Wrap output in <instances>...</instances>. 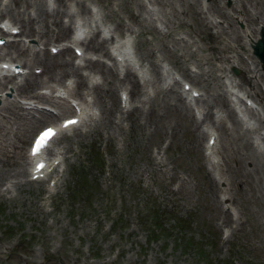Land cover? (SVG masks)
Returning <instances> with one entry per match:
<instances>
[{
    "label": "rangeland",
    "instance_id": "1",
    "mask_svg": "<svg viewBox=\"0 0 264 264\" xmlns=\"http://www.w3.org/2000/svg\"><path fill=\"white\" fill-rule=\"evenodd\" d=\"M77 1H92L102 8L103 15L108 12L106 18L117 32L126 30L130 35L132 31L145 29L146 24L150 23L153 28L145 30H151V33L144 32L134 38L135 47L138 40L137 53L149 62L156 53L157 58L165 61L173 72L198 84L199 89L204 90V95L196 102L203 113L193 116L186 101H183V94H179L182 93L179 83L166 86L168 83L159 81L155 84L159 73L156 74L154 68L161 71L155 61L149 64L153 80L149 79L150 82L143 85L144 93L142 91L139 96L136 93L140 84L137 77L129 73V66L125 67L124 76H121L123 70L120 75L118 72L112 73V77L107 79L109 87L105 84V88L100 85L97 89V93L101 92L103 104L96 103L97 95L91 89L97 83L89 85L98 115L96 119L88 121L82 127L84 129L73 130L67 143L73 141L78 133L88 132L89 135L68 144L65 136H62L54 143V151L58 148L61 154L72 151V156L64 160L55 185L50 186L47 181L27 182L29 179L25 175H14L13 166L23 161L17 158L10 161L0 149V264H226L229 258L236 264H264V140L258 138L256 131H249L247 124H236L228 116L225 109L228 96L221 99L220 94L217 98L219 91H222V78L215 75L220 73L219 70H214L216 65H225L223 74L241 83L242 89L258 105L260 115L264 116V72L260 65L258 71H251L248 62L238 60L236 53L238 51L249 58L250 63L255 60L247 41L252 36L258 37L260 25L264 24V0H243L241 4L240 0H161V3L143 0L145 4L141 8L138 0H46L47 5L52 4L46 6L49 14L42 0H0L3 8L0 18H8L12 24L21 27L22 32L16 38L26 39L28 45L27 48L22 42L27 48V52L22 53L15 50L16 46L12 50L7 43L0 47L10 59L25 66L28 73L9 80V86L29 85L33 89L31 93L46 94L43 91L48 90L47 83H61L67 76L72 84L78 79L71 70L75 63L83 64L80 71L85 77L93 73L95 80H106L89 66V61L99 59L103 68L107 65L110 67L108 48V54L100 51L94 53L88 49V41L83 42V56L76 57L74 63L72 58L69 59L76 55L72 49L75 46L73 43L58 53L51 52V46L69 43L73 14L68 11V17L64 15V10L67 6L70 8L71 3L75 5L73 9L76 7L77 14L80 13L82 10ZM213 1L219 12L212 8L207 12L206 8ZM234 4H240L241 9L234 12L232 18L227 11L233 13L231 6ZM197 5L204 12L202 15H205L209 27L214 20L217 23L211 33L202 24L200 14L193 9ZM131 9L138 13V17H131ZM221 10L225 13L221 14ZM83 16L88 23L94 21V18H90L92 14L86 16L84 12ZM54 17H59L61 23L55 22ZM177 18L182 26L175 29L172 25ZM226 19L233 26H227ZM31 25L35 31L30 29ZM167 27L172 28L171 34L163 36L158 29ZM219 27L226 30V33H221V40L215 33ZM99 29L95 27L98 34H94L91 43L104 40L99 36ZM236 30L239 35L242 34L241 46L234 38ZM180 35H185L186 41H180ZM200 37H203L202 41ZM204 40L220 47H226L227 43L233 45L235 50L227 52L231 60L216 59L215 66L203 62L200 68L189 53L192 49L198 56L205 54L208 57L210 51L197 46ZM150 46L155 52L149 54L146 48ZM219 51L220 54L226 53ZM61 61H66L63 70L59 68ZM46 64L51 65L50 71L44 70ZM35 68L40 71H34ZM233 68L237 69V73ZM200 71L206 80L198 77ZM32 73L42 81L36 83L32 80L33 76L30 79L29 74ZM249 75L253 76L252 80L248 78ZM206 81H210L209 86H206ZM80 87L75 81V85L67 89L71 96L78 95L84 102ZM122 87L136 94L131 95L132 106L129 109L121 108L118 100L116 89ZM6 90L10 93L9 88ZM5 95L9 99L12 97L11 94ZM17 97H24L20 102H26L28 100L25 98H29L24 95ZM5 98L0 99V106L6 102ZM202 100L209 101V106ZM45 102L36 99L35 103L42 105ZM211 104L213 113L209 108ZM107 107L109 113L105 110ZM215 107L224 116L223 127L217 122L221 120L213 111ZM206 111L211 113V118H208ZM4 113L0 110V138L7 147L13 142L23 152H26L33 129L50 123L51 119L43 123L37 120V126L32 131L26 134L17 132L15 136L3 117ZM235 113L238 116L236 110ZM261 116H255L257 120L251 117L255 125L259 124L256 127L258 132L264 128V117ZM209 126L217 127V169L204 153L208 136L204 129ZM66 144L67 148L69 145L73 150L68 151ZM96 148L102 154L100 165L93 161V152H99ZM24 165L28 171V165ZM222 193L230 195L231 199L226 200ZM227 207L231 210L229 216ZM177 220L183 222L179 225ZM159 227L163 228L161 232L164 236L155 235L149 240L150 236L146 234L158 233ZM179 227L187 229L184 232L191 237V243L185 241L186 236L180 235ZM176 238L181 239L180 244H177Z\"/></svg>",
    "mask_w": 264,
    "mask_h": 264
},
{
    "label": "bare ground",
    "instance_id": "2",
    "mask_svg": "<svg viewBox=\"0 0 264 264\" xmlns=\"http://www.w3.org/2000/svg\"><path fill=\"white\" fill-rule=\"evenodd\" d=\"M58 1H60V0H58ZM148 1H150L151 3H161V0H148ZM23 2V1H22ZM43 2V3H42ZM42 4H44L45 5V9H46V13L47 14H49L50 13V11L47 9V7H46V0H42ZM64 2V1H63ZM110 2V1H109ZM243 2V0H240V4ZM40 3V4H41ZM78 5H80L81 6V10L82 11H86L85 9H86V6L84 5V3H83V1H77L76 2ZM213 3H214V1L213 2H211L210 4H209V6L206 8V10L207 9H209V8H212V9H214V10H216V11H218L215 7H214V5H213ZM110 4V3H109ZM198 4H199V2H198ZM240 4H234V5H232L231 6V9H232V11H233V13H231L230 11H227V13L229 14V16L230 17H232V18H234V12L235 13H237L238 11H239V9H241L240 7H239V5ZM12 5V4H11ZM10 5V6H11ZM37 5H39L38 3H37ZM36 5V6H37ZM138 5H139V7L141 8V7H144V2L142 1V0H138ZM191 5V4H190ZM200 5V4H199ZM199 5H197L195 8H193L194 10H195V12H196V14H200V18H201V20L203 21V25L208 29V32H210L211 33V30H212V28L213 27H217V23L215 24V20L212 22V25L209 27L208 25H207V22H206V20H205V15H202V9L199 7ZM9 6V7H10ZM42 6V5H41ZM195 6V5H194ZM218 6H220L221 8H223L222 6H221V4H218ZM6 7V6H5ZM8 7V6H7ZM14 8V7H13ZM38 8V7H37ZM36 8V9H37ZM44 9V10H45ZM110 9V8H109ZM189 9V8H188ZM204 9V8H203ZM41 10V9H40ZM56 10H58V8L56 9ZM192 10V9H191ZM213 10V11H214ZM245 10H246V8H245ZM14 11H16V10H14ZM22 11V10H21ZM38 11V10H37ZM68 11H72V10H70V9H66V10H64V12H65V14L68 16L69 14H68ZM98 11L100 12V10H99V8H98ZM209 11H211V10H209ZM215 11V12H216ZM248 11V10H247ZM5 12V11H4ZM8 12H9V10H8ZM12 12V11H11ZM17 12V11H16ZM207 12H208V10H207ZM212 12V11H211ZM219 12V11H218ZM1 13V12H0ZM19 13V12H18ZM74 13V10L72 11V14ZM101 13V12H100ZM151 13V12H150ZM217 13V12H216ZM225 13V11H223V10H221V14H224ZM53 14V13H52ZM64 14V15H65ZM195 14V13H194ZM203 14H204V12H203ZM208 14V13H207ZM211 14V13H210ZM218 14V13H217ZM17 15V14H16ZM24 15H26L25 13H24ZM130 15H131V17L133 18L134 16L135 17H138V13H135L132 9L130 10ZM209 15V14H208ZM212 15V14H211ZM216 15V14H215ZM61 16V15H60ZM107 16V15H106ZM110 16V15H109ZM152 16V15H151ZM150 16V17H151ZM199 16V15H198ZM23 16H21V18H22ZM134 17V18H135ZM153 17V16H152ZM151 17V18H152ZM212 17V16H211ZM236 17L238 18V14H236ZM19 19V18H18ZM33 19V18H32ZM110 19V18H109ZM172 19V18H171ZM22 20V19H21ZM55 22H60V19H59V17H54V19H53ZM82 20V22H83V25H85V23H87L88 24V21H86L85 19H81ZM169 20V19H168ZM94 21H97L95 18H94ZM138 21V20H137ZM166 21V20H165ZM173 21V20H172ZM226 21H227V19H226ZM31 22V21H30ZM168 22V21H167ZM22 23H23V21H22ZM61 23V22H60ZM137 23V22H136ZM140 23V22H139ZM162 23H164V22H162ZM184 23V22H183ZM32 24V23H31ZM169 24V23H168ZM5 25V27L7 26L6 24H4ZM104 26H103V29L105 30V31H107V32H110L111 31V35H112V37L113 36H116V34H114V32H117V31H115V29H113V28H110V26H108V25H105V24H103ZM144 25V24H143ZM81 26H82V24H81ZM153 26H155V25H153ZM173 28H178L179 26L181 27L182 26V22H181V20L179 19V18H177V21L176 22H174L173 23ZM227 26H233V24H232V22H230V20H228L227 21ZM262 26H264V24H262L261 25V27ZM64 27H66V26H64ZM83 27V26H82ZM97 27V26H96ZM128 27L129 28H132L130 25H128ZM150 27L152 28V26H150V23L149 24H146V28L145 29H150ZM143 28V27H142ZM30 29L32 30V31H35V27H33V25H31V27H30ZM78 29H80V27L78 28ZM219 29V30H218ZM30 30V31H31ZM100 30V29H99ZM253 30V29H252ZM158 31L159 32H161L162 34H163V36H166V35H170L171 34V31H172V28L171 27H167L166 29L164 28V30H162V29H158ZM100 32H101V30H100ZM175 32V31H174ZM98 34V30H95L94 29V31H93V34H92V36L90 37V39L89 40H87L88 41V49H90L91 51H100L101 53H107L108 54V52H107V47L105 46V45H103V43L105 44V39L106 38H104V37H102V39H104V40H102V44L101 43H91L92 41H91V38L94 36V34ZM187 33V35H188V31L186 32ZM215 33H216V35H217V38H219L220 40L222 39V36H221V33H226V30L224 29V28H221V27H219V28H217V30L215 31ZM251 33H253V32H251ZM114 34V35H113ZM240 33H238V30H236L235 31V36H234V38H235V41L241 46L242 45V42H241V35H239ZM200 35V34H199ZM226 35V34H225ZM244 35V34H243ZM162 36V37H163ZM230 36V35H229ZM119 37H122V39H124L126 36H119ZM127 37H129V36H127ZM177 37V36H176ZM192 37V36H191ZM257 37V36H256ZM256 37H250L249 39H248V41H247V44L249 45V48H251L250 46H251V44L256 40ZM173 38V37H172ZM178 38H180V41L181 40H185V38H184V36L183 35H181V36H178ZM225 38V37H224ZM233 38V37H232ZM231 38V39H232ZM127 41H128V43H129V45H130V50H127L126 48H125V40H123L122 42H120V44L119 45H117L116 47H115V51H117L120 55H122V56H124L126 59H128V60H130L132 63H133V65L134 66H136V67H138V71L139 72H141V76L144 74V72H147V68H146V71H145V69H144V66L143 65H141V64H139V61H138V59H137V57L134 55V53H133V51H132V48H131V46H132V44H130L131 42L127 39V38H125ZM201 39H203V37H200V40ZM205 39V38H204ZM186 41V40H185ZM202 41V40H201ZM13 42H15V45L13 46V48L16 46V51H18V53H22V52H24V51H26L27 50V48L24 46V44L23 43H21L20 41H17V40H15V41H13ZM83 43V42H82ZM182 44V43H181ZM187 45H188V43H187ZM186 45V46H187ZM191 45H193V44H191ZM151 48V49H150ZM194 48V47H193ZM198 48H200V49H202V50H204V49H208L210 52H209V56L208 57H206L205 56V54L202 56L201 55V57L200 56H198L197 55V53H196V51H194V50H192L191 49V51H190V53H189V56H193V58L195 59V61L197 62V64L199 63V67L200 68H202V63L203 62H206V63H208V64H210V65H213V66H215L214 65V62H215V60L217 59V61H220L221 59L223 60V61H230L231 60V58H230V56L229 55H227V52L228 51H233V50H235L234 49V46L233 45H231V44H229V43H227V45H226V47H220V46H218V45H216V43H214V42H212V43H208V42H206L205 40H204V43L203 44H201V45H198ZM197 48V49H198ZM215 48H219V50H221L222 52H226V53H223V54H220V51L219 50H217V49H215ZM235 48H237V47H235ZM147 49V52L150 54V53H153L154 51H153V49L154 48H152L151 46L150 47H147L146 48ZM187 49V48H186ZM189 49V48H188ZM196 49V50H197ZM188 51V50H187ZM27 52V51H26ZM199 52V51H198ZM45 53V52H44ZM183 53V52H182ZM236 53L238 54V60L240 59V60H242L243 62L244 61H246V64H247V62H248V66H250V67H248V68H250L251 69V71H258V69H257V67H258V65H260V63H259V60L255 57V60L253 59L252 61H251V63L249 62V60H247V59H249V58H247V57H245L243 54L241 55L238 51H236ZM37 54V53H36ZM35 54V55H36ZM187 54V53H186ZM217 54H219V55H217ZM23 55V54H22ZM24 55H26V53L24 54ZM254 56V55H253ZM109 57H111V59L113 60V58H112V56H111V54L109 53ZM182 57V56H181ZM37 58V57H36ZM72 57H69V59H71ZM45 59V58H44ZM68 59V60H69ZM182 59H184V58H182ZM49 60V59H48ZM27 61V60H26ZM46 61V60H45ZM4 63H7V65H8V67H10L12 64H13V62H9V61H3ZM28 62V61H27ZM34 63H36V62H34ZM46 63V62H45ZM49 63V62H48ZM65 63H66V61L65 62H63V61H61V63H60V67L59 68H63L64 69V65H65ZM47 65H49V64H46L45 65V67H46V69H44L45 71L47 70V71H50V67H51V65L50 66H47ZM58 65V64H57ZM63 67H62V66ZM53 66H55V65H52V67ZM69 66H71V65H69ZM89 66L90 67H92L93 69H96L98 72H100L105 78H107V77H112V73L114 74L115 72H117V69H116V66H115V62H114V60H113V63H112V66H110V67H107V66H105V68H103L102 66H103V63L99 60V59H90V61H89ZM208 67H209V65H208ZM79 68V66L78 65H74V64H72V67H71V70L75 73V75L77 76V80H76V83H77V87H80V86H82V85H85L86 83H87V80L88 79H92L93 77L92 76H90L89 78L88 77H85V76H83V74L80 72V70L78 69ZM204 68H206V66L204 67ZM211 68V67H210ZM62 69V70H63ZM207 69V68H206ZM209 69V68H208ZM216 69H218L219 70V72H222V73H224L226 70V68H225V65H223L222 63L220 64V65H216L215 66V68H214V70H216ZM103 70H105V72L103 71ZM107 70H108V72H107ZM154 70H155V73L157 74V73H159V70L155 67L154 68ZM202 70V69H201ZM6 71L7 72H9L8 71V69H6ZM152 72V71H151ZM213 72V71H212ZM53 73V72H52ZM129 73H133L134 75H135V73L132 71V69L130 70L129 69ZM9 74H11V73H9ZM166 74H169V72H168V70H166ZM212 74V73H211ZM131 75V74H130ZM207 75V74H206ZM215 75L218 77V78H223V80L221 79V84H222V93L220 92L218 95H217V98H219V95L221 94V99H226V94L227 93H229V95H232V96H234L236 99H237V101L239 102V101H243L244 103H246V101H247V99H251V97L249 96V94H247V91L245 90V92H246V94L244 93V92H242L241 91V89L243 88L242 86H241V83L238 81V80H235L233 77H231L230 75H223V76H221V75H217L216 73H215ZM262 74H260V76H261ZM34 78H33V77ZM47 76V75H46ZM49 76V75H48ZM54 76V75H53ZM136 76V75H135ZM201 77V79H204V80H206L205 79V77H204V75H203V72L202 71H200V72H198V77ZM210 76V75H209ZM245 76V75H244ZM31 77H32V80H34L36 83L37 82H40V81H42V80H40L39 79V77H37V76H35V75H33V73L32 74H29V78L31 79ZM251 77L253 78V76H251V75H249L248 76V78L249 79H251ZM50 78V77H49ZM43 79V78H42ZM150 78L148 77L147 79H144L143 80V82H146V81H148ZM248 79V80H249ZM252 80V79H251ZM137 81H138V79H137ZM208 81V80H207ZM206 81V86H209V82H207ZM139 82V81H138ZM256 83H257V81H256ZM175 85V84H174ZM217 85V84H216ZM29 86V85H28ZM28 86H24L23 84H21V85H14V86H12V91H11V98L10 99H7V98H5L6 99V102L2 105V106H0V110L1 111H3V112H6V114L4 113V115H3V117H4V119L10 124V129L12 130V132L13 133H15V136L17 135L16 133L17 132H22L23 134H26L27 132H29L30 130L32 131V129L33 128H35V126H37V123H38V121L37 120H39V123L41 122V123H43V122H47V120L49 119V117H53V119L54 118H65V117H69V116H74V115H78L79 117H80V119H81V123H84V125L85 124H87V121H89L91 118H92V116H93V112L91 111H89V109H88V107H87V104H85L82 100L81 101H78V102H76L75 103V106L77 107V106H79V108H80V110H81V114L79 115V113H78V110H76V108L73 106V105H71L70 104V102L68 101V99H65V97H64V94L62 93V92H60V90L59 89H57V90H54L53 89V92H56V93H53V95H52V97H49V94H47V97L46 96H44L45 94H40V93H35V92H33V93H31L32 92V90L33 89H31V88H29ZM31 87V86H30ZM46 87H49V86H46ZM100 87V85H95V84H93L92 85V87H91V89H92V92L93 93H96V95H97V100H96V103H100V102H102V104H103V99H102V95H101V92H98L97 93V89ZM6 88V86H5V83H1V81H0V89H2V90H4ZM171 88V87H170ZM178 88V87H177ZM66 91V90H65ZM189 90H187V92H188ZM191 91V90H190ZM189 91V92H190ZM89 94H91V92L89 93ZM180 94V93H179ZM264 94V93H263ZM17 95H24V96H27V97H29V98H25V99H27L28 101H26V102H23V101H19V100H17L16 99V96ZM92 96H93V94H91ZM2 96V93H0V97ZM67 96H71L70 95V93H69V90H68V94H67ZM180 96V95H179ZM248 96H249V98H248ZM94 97V96H93ZM24 98V97H23ZM44 98V99H43ZM195 98H197V96L195 97ZM36 99H37V101L38 100H45V101H49L50 102V104H51V106L54 108V112H52L51 111V109L50 108H46V107H44V106H46V105H40V104H36L35 102H36ZM198 99V98H197ZM65 100V101H64ZM216 101H218V100H216ZM202 102H204L207 106H209V104H210V102L209 101H204V100H202ZM30 105H29V104ZM146 103H148V101L146 102ZM97 104V105H98ZM220 104V103H219ZM100 105V104H99ZM189 106V110H191V106H190V104L188 105ZM209 108H211V113H213L212 112V104L210 105V107ZM225 108H226V111H227V113H228V116L230 117V118H232L233 119V121L236 123V124H239L240 122L242 123V120L240 119V118H238V117H236L235 116V114L233 113V107L231 106V104H230V102H228L227 103V105L225 104ZM49 109V111H47ZM105 110H106V112H108L109 113V108L107 107V108H105ZM209 110V109H208ZM51 111V113H47V112H50ZM198 111L199 112H201V110L198 108ZM217 111H219V110H217ZM259 110H253V109H251V108H249L248 109V114H247V120H244V122H246V124H247V128H248V130L249 131H252V132H254V131H256L257 132V129H256V127L259 125V124H256L255 125V122H253V120H252V118L251 117H254L255 118V120H257L256 119V117H260L261 115H260V112H258ZM66 112H69V114H67V115H65V116H62V114H65ZM209 111H206V114H207V116H208V118H211V116H210V114H211ZM37 116V117H36ZM256 116V117H255ZM51 117V118H52ZM218 117H219V120H221V121H217L218 122V124L220 125V126H224V121H223V119H222V116L220 115V114H218ZM261 117H264V116H261ZM4 120V121H5ZM261 120V119H260ZM37 122V123H36ZM60 123V122H59ZM260 123V122H259ZM251 124V125H250ZM262 125L264 126V121L262 120ZM9 129V128H8ZM77 129H80V128H78V126H76L75 128H73L72 129V131L74 130H77ZM261 129H263L264 130V128H261ZM35 129H33V131H34ZM10 131V130H9ZM207 131V130H206ZM259 132H260V130H259ZM215 131H210L209 132V134H208V137L209 136H211V137H213L214 138V140H215ZM30 134V133H29ZM86 134H88V132H81V133H78V134H76V137L74 138V140L73 141H75V140H78L79 138H81V136H83V135H86ZM217 136V135H216ZM18 137V136H17ZM22 137V136H21ZM26 137V136H25ZM3 138H4V136H3ZM13 139H14V137H12ZM258 138H261V139H263L264 140V135L263 134H259L258 133ZM13 139H12V141H13ZM258 140V139H257ZM2 141H4V140H2L1 138H0V149H1V151H3V153L6 155V158L7 157H9V159H10V161H11V159H13V161L14 160H22L23 162L21 163V164H16V165H14L13 167V170H14V175H26V173H27V170H26V168L24 167V163H26L27 162V159H28V154H25L24 152H23V150L21 151V150H19L18 148L19 147H17V145L16 144H13V142H11L10 144H8L9 146L7 147ZM26 141V140H25ZM251 143H253V145L257 148V149H259L258 148V146L257 145H255V143H254V141H251ZM19 146V145H18ZM72 147V146H71ZM71 147L68 145V149L69 150H71ZM206 148L208 149V152L212 155V160H211V163H212V165H215L216 163H217V160L215 159V151H217V146H216V141H215V144L212 146V147H210V144L209 145H207L206 146ZM260 151V150H259ZM213 152V153H212ZM17 158V159H16ZM30 158V157H29ZM209 159V158H208ZM5 162V161H4ZM4 164V163H3ZM5 165H6V163H5ZM219 162L216 164V167L217 168H219ZM2 172V171H1ZM1 178V177H0ZM29 181H30V179H29ZM227 188V187H226ZM227 199H231V196L229 195V196H226V200ZM228 214V216L230 215V212L229 213H227ZM1 250V249H0ZM3 253V252H2ZM30 253V252H29ZM1 257V256H0ZM15 257V256H14ZM24 259V258H23ZM19 261V260H18ZM17 262V261H16ZM34 262V261H33ZM16 264V263H15ZM33 264V263H32Z\"/></svg>",
    "mask_w": 264,
    "mask_h": 264
},
{
    "label": "snow or ice",
    "instance_id": "3",
    "mask_svg": "<svg viewBox=\"0 0 264 264\" xmlns=\"http://www.w3.org/2000/svg\"><path fill=\"white\" fill-rule=\"evenodd\" d=\"M78 121L76 120H68L63 126L65 128L70 127L71 125L77 123ZM57 135L56 130L53 128H48L46 130H44L42 133L39 134V136L37 137V140L35 142L34 145V149H33V154L37 155L39 154L43 148L47 147L48 142L53 139L55 136ZM44 165L41 164L39 165V168H43Z\"/></svg>",
    "mask_w": 264,
    "mask_h": 264
},
{
    "label": "water",
    "instance_id": "4",
    "mask_svg": "<svg viewBox=\"0 0 264 264\" xmlns=\"http://www.w3.org/2000/svg\"><path fill=\"white\" fill-rule=\"evenodd\" d=\"M254 52L257 53L258 57L262 62V67L264 69V28L261 29V37L254 45Z\"/></svg>",
    "mask_w": 264,
    "mask_h": 264
},
{
    "label": "trees",
    "instance_id": "5",
    "mask_svg": "<svg viewBox=\"0 0 264 264\" xmlns=\"http://www.w3.org/2000/svg\"><path fill=\"white\" fill-rule=\"evenodd\" d=\"M177 222H178V224L180 225L183 221L182 220H177ZM161 228L162 227H159V231H158V233H156V234H152V233H149L148 235L150 236V239H152V238H155V235H163L164 236V234H163V232H161ZM163 229V228H162ZM179 232H180V235L182 236V237H185L186 236V232H184V230H187V229H185V228H178L177 229ZM163 231V230H162ZM152 232H153V230H152ZM190 239H191V237L190 236H186V239H185V241L186 242H190L191 243V241H190ZM180 238H176V242H177V244H180ZM225 264V263H224ZM226 264H232V263H229V261H227V263Z\"/></svg>",
    "mask_w": 264,
    "mask_h": 264
}]
</instances>
